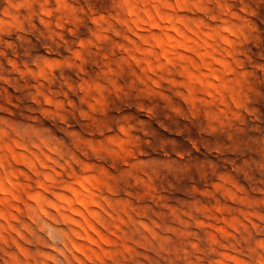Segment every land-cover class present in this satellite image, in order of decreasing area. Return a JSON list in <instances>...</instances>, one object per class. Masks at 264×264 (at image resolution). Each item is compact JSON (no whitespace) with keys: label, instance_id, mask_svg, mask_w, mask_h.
<instances>
[{"label":"rangeland","instance_id":"rangeland-1","mask_svg":"<svg viewBox=\"0 0 264 264\" xmlns=\"http://www.w3.org/2000/svg\"><path fill=\"white\" fill-rule=\"evenodd\" d=\"M0 264H264V0H0Z\"/></svg>","mask_w":264,"mask_h":264}]
</instances>
